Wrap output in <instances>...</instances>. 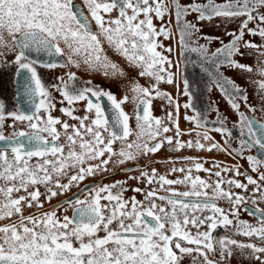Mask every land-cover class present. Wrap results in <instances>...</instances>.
Returning a JSON list of instances; mask_svg holds the SVG:
<instances>
[{
  "label": "snow or ice",
  "instance_id": "1",
  "mask_svg": "<svg viewBox=\"0 0 264 264\" xmlns=\"http://www.w3.org/2000/svg\"><path fill=\"white\" fill-rule=\"evenodd\" d=\"M82 4L87 15L74 0H0V57L14 52L12 63L16 65L17 75L28 73L21 88L31 105L27 112L17 109L5 114L0 104V264H184L186 259L191 264H229L236 253L256 264H264V208L258 206L264 203V183H261L264 171H260L264 168V156L247 157L251 171L258 175L257 178L245 176L246 183L222 177V172L243 175L238 167L226 168L214 163L206 169L195 160L187 168L173 167L168 175L182 174L176 179L160 175L155 168L149 172L139 166L121 167L157 153L165 142L173 145L175 151L227 150L228 141L225 140V146L211 142L213 138L208 131L197 132L195 142L174 141L173 137L164 135L170 131L169 127L152 116L153 93L167 99L170 105L173 103L157 85L175 82V74L168 71L173 67L171 61L157 51L163 47L157 38L169 39L171 31L166 26L157 30L153 17L163 20L166 15L174 14L181 54L190 44H195L191 38L200 32L196 23L186 20L188 15L197 14V23L243 17L238 33H229L231 41L227 44L221 41L222 46L215 52L209 55L203 45L190 50L206 63H214L216 70L228 66L251 73V66L233 57H244L241 47L255 49L259 64L264 65L261 59L264 58V11H261L264 0H224L223 3L207 0L203 4L187 5H181L179 0H82ZM114 11L117 14L113 17ZM257 21V27H248ZM246 30L250 36H259L262 43L244 40ZM107 50L138 69L140 77L155 81L147 87L138 82L131 86V99L136 106L135 129L122 107L128 102L127 95L117 100L111 91L87 86L91 81L77 88L73 72L66 73L67 80L59 77L60 83L52 87L63 97L61 103L66 101L69 105L60 108V112L76 123L53 117L50 112L55 106L36 66L80 68L83 64L87 70L105 77H123L125 73L109 58ZM29 53L66 56L67 63H40L30 58ZM256 74L264 78V66L258 67ZM209 76L238 116L236 126L241 139L236 154L242 156L243 151L254 147L264 154V123L246 116L236 102L244 101L248 111H255L248 105V97L240 94L242 89L234 81L221 80L212 72ZM255 83L257 92L264 93V79ZM184 95H190L187 80H184ZM102 98L110 104V118L102 107ZM81 101H86L84 111L90 115H74L71 106ZM191 107L190 102L184 104L185 109ZM41 111L44 116L40 115ZM6 119L14 122L9 127L20 122L26 124L27 130L4 135ZM185 119L197 128L207 123L199 114ZM168 120L172 121L171 113ZM217 123L220 126L210 131L230 138L231 133L219 118ZM175 135H182L178 125ZM62 138L64 142L60 143ZM201 139L208 143H201ZM117 141L119 150L114 147ZM213 168L218 170L213 172ZM117 169L122 173L139 172L128 180L144 183L145 187L129 189L125 187L127 181L102 183L105 173L115 174ZM193 171L206 172L209 179L194 176ZM212 175L217 179L210 182ZM97 176L99 181L79 188L85 180ZM249 185L253 186L250 196L233 191L247 192ZM74 186L79 189L77 194L44 209L41 196L50 202ZM40 187L45 191L41 192ZM129 190L142 195L143 200L135 196L125 199L124 193ZM249 200L254 207L244 211L255 219V224L239 218L241 206ZM218 201H226L230 208L219 207ZM65 204L68 208H64ZM33 208L38 211L25 215L26 210ZM60 209L65 212L71 209L72 215H60ZM219 228L226 234L216 237L214 232ZM237 236L249 242L233 238Z\"/></svg>",
  "mask_w": 264,
  "mask_h": 264
},
{
  "label": "flooded vegetation",
  "instance_id": "2",
  "mask_svg": "<svg viewBox=\"0 0 264 264\" xmlns=\"http://www.w3.org/2000/svg\"><path fill=\"white\" fill-rule=\"evenodd\" d=\"M74 1H77L81 5L83 11L87 15L88 13H87V10L84 8V6L78 0H74ZM170 12H171V7H170ZM192 14H195V13H192ZM189 17L190 15L186 17V20ZM191 22L194 23L193 20H191ZM153 24L157 28V30H159L161 26H166L167 28L170 29L171 38L165 39L163 36H160L158 37V43L162 44L164 49H169L170 45L173 46L174 43L172 42V37L174 33L178 34L174 14H172L171 16L166 15L163 18V20H158V23L156 22V18L153 17ZM92 27H93V30L95 31L96 28H95L94 22L92 24ZM193 36L197 38V34H194ZM193 36L191 38L192 40L194 38ZM179 40H180V36L178 35V41ZM174 41L176 42V39H174ZM201 44L203 43L199 41L195 44H190L189 48L185 49L183 54H181L180 45H178L179 57L175 58V63L178 66H180V71L182 74L180 78L181 83L179 85V90L177 92V94H179L178 97L181 96V100L179 101L178 100L179 98H177L176 95L175 96L173 95V91L167 90L164 87V85H157L160 92L167 93L172 98L173 103L170 105L167 99L155 97V93H153L154 98L152 99V102H151L150 111L154 118L161 119L164 123V126L169 127L170 131L164 135L173 137L174 141L175 139H179L181 142H188V141L195 142L197 139V132L203 133L205 131H208V135L213 138L211 142L219 143L221 146H225V140H227L228 141L227 150L224 152H219L216 150L208 152L206 150H197L195 148H192V149L183 148L179 151H175L173 150V145H169L165 142L163 143L161 149L157 153L150 155L149 157L140 158L137 161H129L125 165H122L121 166L122 168H134V167L139 166V167L145 168V170L149 172L151 171L152 168H155L157 169L160 175H168L169 171L173 167L181 168V165H182V167L187 168V167H190L192 161L195 160L203 164V167L206 169L211 168L214 163L220 164L222 167H226V168H237L238 167L239 172L243 173V175L236 176L234 175L233 172H227V173L222 172V177L225 179H237L244 183L247 182L245 179V176H250L252 172L249 167L247 157L249 155L256 156L255 149L252 148L251 150L243 151L242 156L236 154V152L240 150V139H241L240 129L239 127L236 126L239 124V119H238L237 114L232 110L231 106L227 102V99L222 95L219 88L215 84L212 83V78L209 76V72H212L215 75H218V77L221 78V80L226 79V77L222 74V71H221L222 67L216 70L214 63H206L199 54L193 53L190 50V47H194V46L201 45ZM104 47L105 49H107L106 44L104 45ZM167 52L168 51H165L166 57H167ZM39 55H44V54L40 53ZM107 55L113 62L118 64L119 67L121 68V57L120 56L114 54L111 50H107ZM61 57L63 60L60 63H67V57L66 56H61ZM4 62H5L4 64L5 70H7L8 61H4ZM15 69H13V66H11L6 72V75L9 78L3 81L8 86V97L10 98L9 102L11 105L13 103L15 107L13 108L11 105H5V102L0 98V104H3V106L6 107V109L4 108L5 114L9 113L13 109H15L16 111L17 109L20 110L19 106L14 101L16 98V84H17L16 83L17 70ZM36 70H37V74L40 77L43 85L45 86V88H47V90L51 94V103L54 104L55 106L54 109L51 110L50 112V114L53 117L67 121L70 124L76 123V121L71 120L70 118L64 116L60 112V108L69 107V105L67 104L66 101L61 103V101L63 100V97L59 94L58 91H56L54 87H52L53 85H58L60 83V80L58 79L59 77H63L65 80H67L66 73L73 72L76 74V77H77V80L75 82V86L77 88L84 87L86 81H91V84L87 86L89 87L98 86L100 89H103L105 91H111L116 96L117 100L127 95L129 97L128 102L124 104L122 107H123V110L130 116L131 118L130 124L132 128L135 129L136 106L132 102V99H131L132 93L129 91V89L126 90V86H124L126 85V81L123 80L124 79L123 77L121 76H116V77L98 76L96 72H91L87 70L86 66H84L83 64H81L80 68L72 67L71 65H69L68 67H57L54 69H48L45 67H41L38 64L36 66ZM62 70H68V71L63 72ZM136 79H137V82L141 86H144V87H147L150 84H153V85L155 84V81L151 79H150L151 82L149 81L142 82V79L140 78V76ZM184 80H187L188 82V91L190 94L189 96L184 95ZM209 89H211V91H209ZM38 102H39V98L37 100V103ZM101 102H102V107L105 108L106 114L110 118L112 113H111L109 102L105 98H102ZM189 102L191 103L192 107L189 109H185L184 104L189 103ZM24 103H26V100H24ZM71 107L75 109L74 115L76 116L82 117L84 115H90L84 111L86 107V101L78 102L72 105ZM213 109H215V111H213ZM240 111L243 112L246 116L254 117L257 121L264 123L263 115L259 117L256 113L254 114L253 111L251 112L248 111L247 107L246 109L245 108L240 109ZM169 113L172 114V121L168 120ZM197 114H199L202 121L204 120L207 121L204 127L197 128L194 126L193 123L185 119L186 116L193 117ZM40 115L44 116L45 113L41 111ZM218 118L223 123L224 127H226L231 133L230 138L226 135L222 136L219 133L210 131V129L220 126V123H217ZM9 125H12V121L11 119H6L5 126L9 127ZM177 125L179 127L180 132L182 133V135H180L179 137L175 135ZM15 126L16 125H14V127H9V132H6L3 128L2 131L4 135L6 136L10 135L11 132L15 130L13 129L15 128ZM56 127L60 129L59 125H57ZM20 130H27V128L19 127L18 130L16 129V131H20ZM105 136H107V133H105ZM134 138H135L134 136L130 137V140ZM63 142L64 141L62 138L60 140V143H63ZM201 143H208V142H205L201 139ZM114 147L117 150H119V147H120L119 141L116 142ZM257 151L259 153V156H264V154L260 153L258 148H257ZM9 155L11 154L9 153ZM169 161H175V163H170ZM242 167L245 168L243 172L240 171ZM109 168H112V165H109ZM216 170L218 169H214V168L212 169L213 172H215ZM260 171L262 170L260 169ZM192 174L194 176L199 175L203 179H209L208 173L206 172L197 173L193 171ZM138 175H139V172H136V171L122 173L119 169H117L115 171V174L105 173L106 178L102 181V183L110 184V183H114L115 181H127V184L125 185V187L129 189L136 188V187L144 188L145 187L144 183H138L136 180H128L129 176H138ZM181 176H182L181 173H174L172 175H168V178L176 179ZM216 179L217 178L214 175H212L210 182L215 181ZM99 180H100L99 176L95 178H89L85 180L83 183H81L79 188H83L85 185H92ZM63 182L66 183L67 179H65ZM223 187L227 188L228 186L224 185ZM181 190H184V189L181 187ZM236 190L237 189H233V191H236ZM40 191L44 192L45 189L43 187H40ZM209 191L211 190L209 189ZM78 192H79V189L74 186L68 193H66L63 196H57L53 198L50 202L45 201L43 196H41L40 199L43 202L44 209H50L53 205L60 204L62 201L68 199L69 197H72L73 194H77ZM247 192L249 195L251 194L252 192L251 185H249V191ZM131 196H135L137 200H143L142 195H139L131 190L126 191L124 193L125 199ZM80 198L83 199L84 197L81 196ZM217 203H218V206L222 208L224 204H227L226 201H218ZM228 206L230 208L229 204ZM251 207L252 208L254 207L251 201L241 206V211L239 212V215H240L239 218L241 220L248 221L246 219H251V220H254V222H256L254 218L250 217L247 214V212L244 211V209L251 208ZM64 208H68V206L65 204ZM29 211H38V210L35 208L31 210H26L25 215H27ZM58 214L71 216L72 210L68 209V211L65 212L64 209H60ZM207 214L208 213H205V215ZM241 217H243L244 219ZM201 231H204V228H201ZM193 232H195V229H193ZM225 234L226 233L223 228H219L214 232V235L216 237H220ZM227 234L231 235V232H228ZM233 238L243 240L244 242H249L246 238H243V237L237 236ZM236 255L237 253L232 257L229 264L236 263V259H235ZM190 262H191L190 259H186L184 261V264H189Z\"/></svg>",
  "mask_w": 264,
  "mask_h": 264
},
{
  "label": "rangeland",
  "instance_id": "3",
  "mask_svg": "<svg viewBox=\"0 0 264 264\" xmlns=\"http://www.w3.org/2000/svg\"><path fill=\"white\" fill-rule=\"evenodd\" d=\"M78 1L82 4V0H78ZM192 2L203 4V3H206L207 0H179V3L181 5H187V4H190ZM223 2H224V0H216V3H223ZM116 14H117L116 12H113L112 16L114 17ZM243 19H244L243 17H241L239 19H234V20L215 18L212 21H203V22L197 23L195 14H190V17L187 18L188 21L193 20L194 23H196V25L200 29V32L197 33L198 39L193 36L194 37L193 40L195 41V43H197L198 41L203 43L201 45H203L204 47H206L208 49L209 55L212 52H215V50L217 48L222 46L221 41H223V43H225V44H227L231 41L232 36L229 35V33H238L239 24ZM156 22L158 23V19H156ZM257 24H258V21H257V23L252 22V23H249L248 27L249 28H255V27H257ZM178 35L179 34L174 33V35L172 37V42L174 44H173V46L170 45V49H172V51L167 52V58L171 61L172 65H173V67L169 68L168 71L175 74V76H174L175 82L173 84H167L166 82H161L159 85H164V87L167 90L173 91V95L174 96L176 95L177 98H179L178 100L180 101L181 96L178 97L179 94H177V92L179 90V85L181 83L180 78H181L182 74L180 71V66H178L175 63V58L179 57ZM174 39H176V42L174 41ZM243 39L246 41H251L252 43L257 44V45H260L262 43V40L259 36H255V37L250 36L247 34V30H246V34H245ZM61 47H63V45H61ZM157 51L161 52V54L165 56V49L163 47L158 48ZM241 51L245 52L244 57L237 55V56H234L233 59L239 61L242 64L251 66L253 68V72L247 73V72H243L239 69H233L231 67L224 66L221 69L222 74L226 77L227 80L229 79V80L234 81V83L242 89L240 94L246 95L248 97L247 103H248V105H251L255 109V111H253L254 114L256 113L259 117H261V115H263V117H264V93H258L257 92V85L255 83V81L264 79V78H262L256 74V69L258 67H261L264 65L259 64L258 58H257V52L255 49H244L243 47H241ZM14 57H15L14 52L8 53L7 55L0 57V98L5 102V105H11V104L9 102L10 98L8 97V86L3 81L9 78L6 75L7 70L11 66H13V69H15V67H16V65L14 63H12V61L14 60L13 59ZM261 59H264V58H261ZM4 61H8L7 62V68H8L7 70H5V65H4L5 62ZM165 67L167 68V65H165ZM121 69L125 73V75L123 76V78H124L123 80L126 81V85H124V86H126V90L129 89V91H130L132 84L137 82L136 78L139 77V74H138L139 70L130 66L123 58H121ZM62 71L67 72L68 70H62ZM96 74L98 76H104L101 73L96 72ZM140 78L142 79V82L143 81L151 82L150 78H147V77H140ZM237 103L240 105V109H244V108L246 109L244 101L237 100ZM11 106L13 108H15L13 103ZM4 108L6 109L5 106H4ZM15 111L16 110L13 109L10 112H15ZM13 123L14 122L12 121V124ZM15 125H16L15 128H13V129H15V131H16V129L18 130L19 127H26V124H23L20 122H16ZM4 130L6 132H9V127L5 126V122H4ZM181 167H182V165H181ZM243 170H245V168L242 167L240 169V171L243 172ZM261 170L264 171L263 168H261ZM257 175H258L257 173L251 172L250 176H252L253 178H257ZM261 183H264V182H261ZM251 187L253 188V186H251ZM248 191H249V187H248ZM235 192L240 193L241 195H244L246 197L250 196L248 194V192H244L241 189H237ZM249 201H251V200H249ZM259 207L264 208V203L259 204ZM223 208L228 209L229 208L228 203L224 204ZM247 217H249V216H247ZM241 218H243V217H241ZM246 220H248V222H250V223H256V222H254V220H251V219H246ZM206 230L207 229L204 228V231H206ZM235 259H236L235 264H256L255 261H249L247 259H244L243 257H240L239 253H237ZM189 264H191V262Z\"/></svg>",
  "mask_w": 264,
  "mask_h": 264
},
{
  "label": "water",
  "instance_id": "4",
  "mask_svg": "<svg viewBox=\"0 0 264 264\" xmlns=\"http://www.w3.org/2000/svg\"><path fill=\"white\" fill-rule=\"evenodd\" d=\"M74 2L81 7V5L77 1H74ZM85 15H86V13H85ZM92 29H93V27H92ZM29 56L32 59H36V60L40 61V63H47V62H55V63L57 62V63H60L63 60L61 56H59V57H55V56L50 57V56H48L46 54L39 55L37 53H29ZM27 76H28V73L23 72L19 76L17 75V79H16V83L17 84H16V98H15V103L19 106V108H20L21 111H25V112L29 111L30 108H31V105L28 102V97H25L23 95L22 88H21V86H22V84H23V82H24V80H25V78ZM24 100H26V103H24ZM37 100H38V98H37ZM37 100H36V102H37ZM254 149H255V155L258 156V157H261V156H259V153L257 151V148L254 147Z\"/></svg>",
  "mask_w": 264,
  "mask_h": 264
},
{
  "label": "trees",
  "instance_id": "5",
  "mask_svg": "<svg viewBox=\"0 0 264 264\" xmlns=\"http://www.w3.org/2000/svg\"><path fill=\"white\" fill-rule=\"evenodd\" d=\"M261 11H264V9H261ZM257 23V22H256Z\"/></svg>",
  "mask_w": 264,
  "mask_h": 264
}]
</instances>
